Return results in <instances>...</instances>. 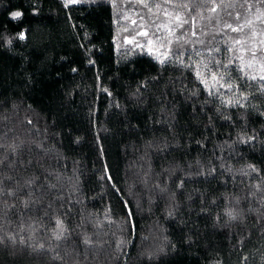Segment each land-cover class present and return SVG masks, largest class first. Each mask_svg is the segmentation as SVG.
Masks as SVG:
<instances>
[{
	"label": "trees",
	"instance_id": "trees-1",
	"mask_svg": "<svg viewBox=\"0 0 264 264\" xmlns=\"http://www.w3.org/2000/svg\"><path fill=\"white\" fill-rule=\"evenodd\" d=\"M65 3L0 0V264H264V82L237 71L264 60L230 39L250 30L191 0L176 11L195 24H172L161 65L136 44L170 7ZM135 12L148 37L119 31ZM214 60L234 62L235 91L209 95L196 76Z\"/></svg>",
	"mask_w": 264,
	"mask_h": 264
},
{
	"label": "snow or ice",
	"instance_id": "snow-or-ice-1",
	"mask_svg": "<svg viewBox=\"0 0 264 264\" xmlns=\"http://www.w3.org/2000/svg\"><path fill=\"white\" fill-rule=\"evenodd\" d=\"M81 2H87V0H66L65 7L68 6V4H77ZM130 4H138L143 6L145 9L148 10V13H153V8L155 9H162L164 12L165 16H171L172 12L169 11V7L175 12V15L173 16L172 20H169L167 23H156L155 20L152 21V26L154 30L151 32V35L155 37L156 41H161L165 40L167 42V45L170 46L172 44V39L170 38L171 36L175 35L173 32L172 27H170V24L175 23L176 27L182 28L184 24H195V18H187L184 17L182 18L180 13L176 11L177 8H184L187 9L188 11H191L189 8V3L191 0H184L183 3H180L179 0H163V3H155L154 0H128ZM204 3H207L210 5L208 8V11L211 13H217L218 9L225 11L228 16L233 17V19L236 21V24L233 25L232 23H224V28L230 29L231 32L235 33H241L244 32L245 28H248L250 30L249 34L246 35V37H239V38H230L233 39L234 43L236 45H240L243 47L245 43H248V41H252V46L249 47L248 49H245V51L248 52V54L251 56V59L253 61L257 60L258 58V53L259 56L262 60H264V27H260L259 30L257 31V28L255 25L257 23L264 25V0H219V3H217V0H203ZM167 6V7H166ZM237 8L243 9L245 15L243 16V22L241 23V13L239 11H235ZM235 12V15L233 16V13ZM23 15L22 12L16 11L12 12L11 16L14 19L20 18ZM139 15V13H137ZM197 15L202 17V14L197 12ZM140 31L136 32L135 35L137 36H144L148 37L150 35L149 31L144 29V16L140 15ZM159 19V16L157 15V20ZM211 19V17H209ZM133 24H137L136 20H132ZM161 29H164L165 32L168 34L167 36H161L158 35ZM193 35H196L195 31L192 33ZM261 37L258 41L256 40L257 37ZM21 38H23V34H21ZM177 41H179L180 37H176ZM133 40H129L128 43H133ZM153 43L152 40H147L145 45H141L139 43L136 44V47L143 48L146 45H151ZM202 43V42H201ZM227 43V41H225ZM165 44H159V48H165ZM228 50H231L230 48ZM170 51V47L161 53L160 56H157L156 59L157 61L163 65L166 60H168V52ZM214 51L219 53L221 50L219 48H215ZM181 53L179 50L173 53V57L175 61L178 64H181L183 67H188L191 68L193 67L192 64H184L180 57ZM197 55H201V53H197ZM239 60H243V56L237 57ZM171 62V61H169ZM233 61H228L227 63L222 62L221 60H214L212 65L210 66L209 64L205 63L203 64V68L205 69V72H196V76L200 79L201 83L204 85L205 89L208 91L209 95L213 94V90H215L216 93H219V90L221 88H224L228 91H235L238 88V85L234 83V80L231 76V72L228 70L229 65L233 64ZM259 69L261 74L259 76L252 74L249 76V73L245 71V68L251 69L252 64L248 63L247 65H241L237 67V71L242 73V77H248L253 81L259 80L261 82H264V62L260 63ZM75 71V69H73ZM209 79L211 80V84H209ZM259 87L261 89H264V83H260ZM104 91H107V89H104ZM192 95H195V92L193 91L191 93ZM241 97L243 99H247V97L244 95V93H241ZM223 103V101H222ZM228 104H231V100L227 102ZM236 104L240 107H243V104L240 103L239 100L236 101ZM264 115V113H262ZM31 123V121H29ZM255 139V137H250L249 140ZM12 151L15 153L16 147L12 146ZM0 164H3V160H0ZM21 164H23V161H21ZM249 167L252 169V171H257L254 165H249ZM247 175V173H245ZM11 179V177H9ZM34 181L29 180L26 181V185L32 184ZM0 184H2V181H0ZM183 181H180L178 184L179 186H182ZM259 189V186H257ZM3 192V188H0V193ZM31 192L28 193L29 196H31ZM8 195H13L11 191H9ZM22 203L25 205V207L28 206L27 201H22ZM131 215V213H129ZM171 215V213H170ZM227 216L229 217L230 220H236L237 216L235 214V210H230L227 213ZM62 222L57 221V225L59 226ZM10 240L15 243V240L13 237H9ZM56 239L60 240L62 239V236L60 234L56 235ZM85 243H88V241H84ZM0 243H3V238L0 237ZM21 243H23V240H21ZM40 249L44 248V245L41 244L39 245ZM59 258V257H56ZM246 259V258H244Z\"/></svg>",
	"mask_w": 264,
	"mask_h": 264
},
{
	"label": "rangeland",
	"instance_id": "rangeland-1",
	"mask_svg": "<svg viewBox=\"0 0 264 264\" xmlns=\"http://www.w3.org/2000/svg\"><path fill=\"white\" fill-rule=\"evenodd\" d=\"M125 16L123 18H119L117 20V24H118V27H119V31H124L128 34H130L131 36H135V33H136V29L139 27L140 25V18L139 16L136 17L135 19V16L137 15V12H135V15H127V13L124 14ZM166 17H170V16H166ZM127 20H128V23H130V25H126L127 23ZM132 20H136L137 21V24H133L132 23ZM169 21V20H167ZM145 24V23H144ZM170 27H172V29L174 28V25L170 24L169 25ZM158 35H161V36H167L168 34L165 32L164 29H161L160 32L158 33ZM130 36V37H131ZM173 36H171L170 38L172 39ZM131 40L130 38L127 40L129 41ZM153 43L151 45H146L144 48L149 52V53H152L154 54L156 57L157 56H160L162 52L166 51L169 47L168 45H166V41L165 40H161V41H156V40H152ZM141 45H145V43H139ZM159 44H165V48H159L158 49V45Z\"/></svg>",
	"mask_w": 264,
	"mask_h": 264
}]
</instances>
